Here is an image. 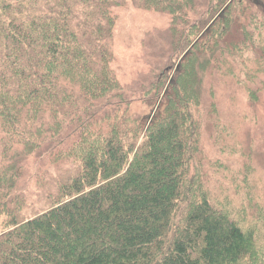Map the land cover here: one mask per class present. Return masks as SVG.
<instances>
[{"label": "trees", "instance_id": "trees-1", "mask_svg": "<svg viewBox=\"0 0 264 264\" xmlns=\"http://www.w3.org/2000/svg\"><path fill=\"white\" fill-rule=\"evenodd\" d=\"M123 1L0 0V264H264L258 154L222 111L264 88V0H188L189 39L143 116L110 65ZM133 2L175 20L186 0ZM34 154L57 173L28 216Z\"/></svg>", "mask_w": 264, "mask_h": 264}, {"label": "rangeland", "instance_id": "rangeland-1", "mask_svg": "<svg viewBox=\"0 0 264 264\" xmlns=\"http://www.w3.org/2000/svg\"><path fill=\"white\" fill-rule=\"evenodd\" d=\"M248 8L254 9L250 5ZM177 13V18L174 20L175 13L172 14L163 4L157 9L146 8L139 6L138 2L133 0H125L113 9V34L112 41L108 45L112 53L110 65L127 98L134 101L129 107L130 113L141 116L150 113V106L158 88L156 85H161L159 74L161 75L162 69L170 65L171 61L178 58L187 44L188 29L193 22V19H190L191 16L193 17V9L188 0L183 7L180 6ZM188 19H190L189 24ZM173 23L179 29L176 34L171 30ZM238 23L235 24L234 29L237 28ZM180 29L186 30V33L183 34ZM235 34L237 33L231 35ZM248 63L252 68L253 62L248 60ZM261 75V72L257 73L256 79L259 80ZM225 96L222 97L223 115L227 119L232 114L239 118V124L236 125L239 129V138L244 143V148H252L253 152L258 154L255 162L258 166V174L264 178V88L260 90L259 100L254 105L247 104V93L244 88L236 97L235 104ZM36 160L38 158L35 154L29 157L27 175L19 180V187L26 197L21 209L28 216L49 208V192L55 191V182L52 179L57 173L55 164L38 167ZM68 161L62 160L58 164L66 166ZM24 178L27 180L25 184ZM49 181L54 185L50 191L45 189Z\"/></svg>", "mask_w": 264, "mask_h": 264}]
</instances>
